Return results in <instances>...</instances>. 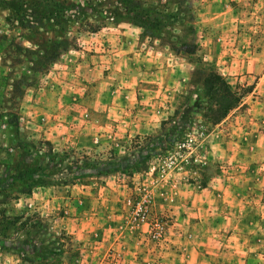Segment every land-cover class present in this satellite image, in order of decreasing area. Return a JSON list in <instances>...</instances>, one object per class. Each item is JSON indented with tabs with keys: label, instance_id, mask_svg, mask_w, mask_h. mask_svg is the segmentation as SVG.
<instances>
[{
	"label": "rangeland",
	"instance_id": "374dc122",
	"mask_svg": "<svg viewBox=\"0 0 264 264\" xmlns=\"http://www.w3.org/2000/svg\"><path fill=\"white\" fill-rule=\"evenodd\" d=\"M57 1L0 0V264H264V0H136L173 15L159 37L117 20L121 0ZM52 10L71 20L66 33L19 23ZM59 39L67 47L56 60L28 61L24 49ZM209 71L242 93L216 124L194 108ZM9 115L20 140L66 154L30 192L7 174L22 157ZM85 160L79 175L74 163ZM202 193V210L219 216L192 224L185 196ZM144 195L149 224H165L159 242L133 226L127 201ZM36 230L53 237L57 260L13 250L38 245Z\"/></svg>",
	"mask_w": 264,
	"mask_h": 264
},
{
	"label": "trees",
	"instance_id": "16d2710c",
	"mask_svg": "<svg viewBox=\"0 0 264 264\" xmlns=\"http://www.w3.org/2000/svg\"><path fill=\"white\" fill-rule=\"evenodd\" d=\"M43 1H45L47 5L54 6V9L62 6V3L57 0H41V2ZM121 3L123 14L114 13L115 18L117 20H127L138 25L143 28V33L150 37H159L173 18L172 14H161L154 10L148 11L147 8L139 5V2L136 0H121ZM60 16V12H58L57 15H54L52 10L46 16L35 14L31 19L23 17L20 19L19 23L21 26L30 29L46 28L48 32H60L64 34L67 30L65 27L63 28L61 23L63 20L67 22H70L71 20L67 16L65 17V14L62 16L63 20H60ZM56 26L57 29H54ZM190 29L191 27L189 30ZM66 47L67 40L59 39L56 42L50 43V45H45L43 48L22 50L25 52L28 61L33 64L34 67H43L56 60ZM188 53H194V46L190 47ZM31 69L33 70L34 68L32 67ZM200 85V93L196 97L197 105L194 108H198L201 112V117L213 124L220 122L226 117L227 114L238 105L242 97V93L233 90L224 77L214 71L206 72ZM9 116V125L12 128V133L16 139L17 146L22 152V157L21 163L18 161L7 169V174L10 175L9 179L24 183L25 189H21L23 192H30L31 188L38 184L37 181L33 179L35 177H45L48 175L47 172L50 169L60 167L65 161L66 154L57 153L51 148L46 151H41L34 143L25 139L20 140L17 116ZM163 141L166 145H169L172 140L163 139ZM157 148V146L152 147L149 150V153H146V155L142 157L141 162L150 157L151 154L155 155V149ZM152 150L153 153H151ZM74 164L75 170L79 172V175L86 174L85 171L88 170L87 166H89L87 160L80 165L77 163ZM66 166L65 169H71L69 165ZM130 166L131 162H128L126 167ZM12 168L15 169L12 170ZM92 168V170H100L95 167ZM113 170L111 169V171ZM16 171L18 172L17 175H11ZM22 218L23 217L21 216H16L5 217L4 219L8 222V225H15ZM24 225V222L19 223V226L22 228ZM24 229H26V227H24ZM33 234L35 236H41V239L38 240V245H29L28 243L21 244L20 247L13 248V250L24 259H27V254L32 253L36 254L43 261H47L50 258L57 260L55 257L61 254V251L60 247H52L53 242L51 240H53V237L45 231L40 232L36 230ZM47 240H50L51 243L47 242V244H45ZM56 250L58 251L56 252Z\"/></svg>",
	"mask_w": 264,
	"mask_h": 264
},
{
	"label": "built area",
	"instance_id": "2783aa9c",
	"mask_svg": "<svg viewBox=\"0 0 264 264\" xmlns=\"http://www.w3.org/2000/svg\"><path fill=\"white\" fill-rule=\"evenodd\" d=\"M195 143L193 139L188 138L181 144V147L186 148V152H188L195 146ZM186 152H183L182 155V161L185 162H187V158L191 157V153L186 155ZM127 203L132 208L131 219L133 221V226L141 230L142 226L148 225L147 234L149 238L152 241H161L166 230L165 224L158 219L149 224V197L144 195L137 201L131 202V200H128Z\"/></svg>",
	"mask_w": 264,
	"mask_h": 264
},
{
	"label": "crops",
	"instance_id": "0c3cea01",
	"mask_svg": "<svg viewBox=\"0 0 264 264\" xmlns=\"http://www.w3.org/2000/svg\"><path fill=\"white\" fill-rule=\"evenodd\" d=\"M203 195H204V193L199 194V195H194V196H189V195L185 196V199L189 198V200L191 201V203L185 202L186 203V207H188V208H186L187 209L186 210V212H187L186 220L187 221L193 220L194 222H192V224L195 223V224L199 225L201 223V221L197 222V219L202 220V218H203V219L207 220L208 218H211V216H214V215L215 216H219L218 214H216L214 212L209 213L205 209L202 210L201 204H208V200H205V197H203ZM202 198H204V199H202ZM195 208H197L198 210H195ZM212 218H215V217H212ZM190 250L192 251V250H194V248H191ZM173 261H174V259L169 260V261L167 260V264H174ZM178 262H180L181 264H184L183 261H178ZM118 264H137V263L132 258H130V259L129 258H127V259L124 258ZM188 264H194V263L193 262H188Z\"/></svg>",
	"mask_w": 264,
	"mask_h": 264
}]
</instances>
